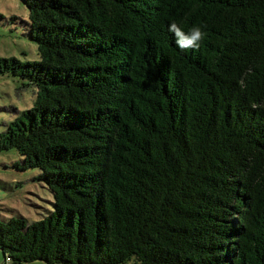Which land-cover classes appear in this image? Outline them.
<instances>
[{
	"label": "trees",
	"instance_id": "trees-1",
	"mask_svg": "<svg viewBox=\"0 0 264 264\" xmlns=\"http://www.w3.org/2000/svg\"><path fill=\"white\" fill-rule=\"evenodd\" d=\"M21 1L39 58L0 74L36 90L0 151L40 169L53 208L0 218L4 257L264 264V0Z\"/></svg>",
	"mask_w": 264,
	"mask_h": 264
},
{
	"label": "rangeland",
	"instance_id": "rangeland-1",
	"mask_svg": "<svg viewBox=\"0 0 264 264\" xmlns=\"http://www.w3.org/2000/svg\"><path fill=\"white\" fill-rule=\"evenodd\" d=\"M0 56L38 59L37 44L28 37V10L21 0H0ZM17 16L10 21V16ZM25 82V83H24ZM36 87L10 73L0 74V131L22 109L33 104ZM20 155L15 148L0 151V218L21 214L32 221L53 208V196L38 167L17 168ZM0 264H46L42 259L13 262L0 248ZM63 264V263H54Z\"/></svg>",
	"mask_w": 264,
	"mask_h": 264
},
{
	"label": "clouds",
	"instance_id": "clouds-1",
	"mask_svg": "<svg viewBox=\"0 0 264 264\" xmlns=\"http://www.w3.org/2000/svg\"><path fill=\"white\" fill-rule=\"evenodd\" d=\"M168 30L175 36V44L181 50L199 48L200 41L205 36L202 28L195 25L185 31L180 25L173 22L170 23Z\"/></svg>",
	"mask_w": 264,
	"mask_h": 264
}]
</instances>
